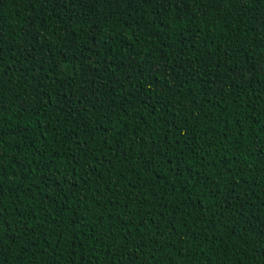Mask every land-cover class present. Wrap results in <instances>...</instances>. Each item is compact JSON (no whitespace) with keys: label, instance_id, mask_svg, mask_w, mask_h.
Here are the masks:
<instances>
[{"label":"trees","instance_id":"16d2710c","mask_svg":"<svg viewBox=\"0 0 264 264\" xmlns=\"http://www.w3.org/2000/svg\"><path fill=\"white\" fill-rule=\"evenodd\" d=\"M0 264H264V0H0Z\"/></svg>","mask_w":264,"mask_h":264}]
</instances>
